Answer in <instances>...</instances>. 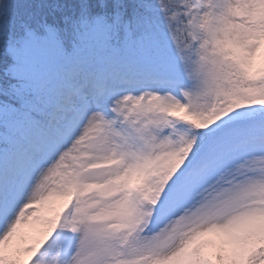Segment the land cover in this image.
Wrapping results in <instances>:
<instances>
[{
	"label": "snow or ice",
	"instance_id": "obj_1",
	"mask_svg": "<svg viewBox=\"0 0 264 264\" xmlns=\"http://www.w3.org/2000/svg\"><path fill=\"white\" fill-rule=\"evenodd\" d=\"M0 264H264V0H0Z\"/></svg>",
	"mask_w": 264,
	"mask_h": 264
},
{
	"label": "rangeland",
	"instance_id": "obj_2",
	"mask_svg": "<svg viewBox=\"0 0 264 264\" xmlns=\"http://www.w3.org/2000/svg\"><path fill=\"white\" fill-rule=\"evenodd\" d=\"M50 207H51V206H46L45 208L40 209V213H41V215H42V216H46V215H48L49 212H50Z\"/></svg>",
	"mask_w": 264,
	"mask_h": 264
}]
</instances>
